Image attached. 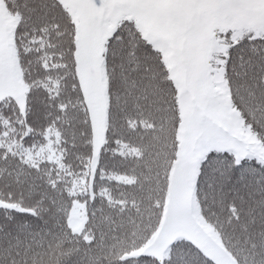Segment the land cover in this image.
Returning a JSON list of instances; mask_svg holds the SVG:
<instances>
[{
    "label": "snow or ice",
    "instance_id": "1",
    "mask_svg": "<svg viewBox=\"0 0 264 264\" xmlns=\"http://www.w3.org/2000/svg\"><path fill=\"white\" fill-rule=\"evenodd\" d=\"M0 264H264V0H0Z\"/></svg>",
    "mask_w": 264,
    "mask_h": 264
}]
</instances>
